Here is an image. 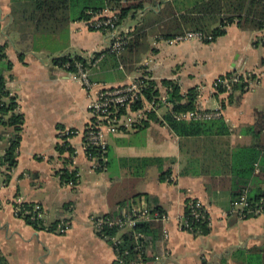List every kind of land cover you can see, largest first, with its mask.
<instances>
[{
    "label": "crops",
    "instance_id": "1",
    "mask_svg": "<svg viewBox=\"0 0 264 264\" xmlns=\"http://www.w3.org/2000/svg\"><path fill=\"white\" fill-rule=\"evenodd\" d=\"M157 2L146 3L119 25L121 35L137 37L138 47L144 44L141 53L136 46L126 51L135 56L128 62L125 51L116 58L94 57L109 51L111 41L109 34L89 29L86 22L69 25L67 47L61 53L34 52L12 27V0H0V46L11 63L3 77L15 99L14 113L23 117L16 166L11 171L0 166V255L8 264H114V251L100 238L95 220L135 192L144 196L140 203L151 202V207L165 212L158 248L149 251L154 260L146 264H264V214L240 219L231 211L237 185H248L246 193L264 192V177L258 176L264 172V134L258 138L257 161L246 182L235 175L241 167L234 159L238 150L254 146L247 129L255 122V112L264 111V30H242L233 24L210 43L173 44L163 39V23L153 24L163 8ZM64 54L100 60L89 69L96 90L85 91L52 64ZM228 73L250 83L239 100L238 90L216 94L214 82ZM142 76L156 84L160 101L166 97L163 80L176 83L181 94L196 88V111L217 112L219 117L212 121L222 120L228 134L177 137L161 123L171 106L161 102L163 106L152 109L144 102L141 109H129L115 120L116 133L106 129L109 165L101 172L83 149V132L92 121L89 106L100 88L122 87ZM150 108L160 123L146 115ZM61 131L74 134L67 138L73 150L69 165V155L56 151ZM7 148L6 135L0 142V161ZM147 158L161 159V170L153 166L135 177V165L129 161ZM66 167L78 174L75 189L61 185L56 175ZM167 171L169 178L161 181ZM18 200L40 205L45 227L67 221L69 230L59 234L34 229L15 216ZM189 200L199 202L208 214L205 236L179 229Z\"/></svg>",
    "mask_w": 264,
    "mask_h": 264
},
{
    "label": "trees",
    "instance_id": "2",
    "mask_svg": "<svg viewBox=\"0 0 264 264\" xmlns=\"http://www.w3.org/2000/svg\"><path fill=\"white\" fill-rule=\"evenodd\" d=\"M157 0H12V27L18 32L20 42H28L29 48L34 52H48L50 55L61 53L66 49L68 40L69 25L77 22H87L93 17L100 16L106 11H110L116 18V26L119 25L130 15H135L138 11L144 9V5L156 4ZM158 3V2H157ZM163 5L156 20L153 22H161L164 25L163 35L165 41H170L176 37L183 36L186 31L201 33L203 43H210L216 38L225 34L226 27L236 24L242 30H264V0H170ZM218 24L217 28H213ZM90 29V28H89ZM92 30V29H91ZM138 30H141L138 29ZM104 33V32H103ZM127 41V44L120 55L125 51L133 49L138 45L137 37L129 39L126 36L120 35ZM136 46L135 48H137ZM108 54L114 58L115 55L110 50L106 53H95L94 57ZM0 142L7 135L8 148L5 151V156L0 161V166H6L8 171H11L17 163V150L20 144V133L23 125V117L14 113L16 103L14 97L9 96V92L5 87L4 72L11 69V63L6 61V56L3 53V47L0 46ZM94 60H84L80 56H72L64 54L61 57L52 59V64L67 73H75L76 66L89 70L94 64ZM235 73H228L220 76L214 82L216 94H227L230 91H239L240 95L247 91L249 83L241 76L237 82L231 83V79ZM146 77V76H145ZM141 77L137 82L142 88V101L134 103L130 109H141L144 102L151 103L157 109L161 104L159 92L156 89V84ZM230 81L229 89L221 85V81ZM161 85L165 88L166 104L171 106V110L162 117V122L168 129L177 137L190 138L199 136H223L228 134V128L222 120H203V121H185L178 117L181 114L188 112H197L198 91L196 88L188 90L185 94H181L180 87L168 80H163ZM5 100V101H4ZM150 110L146 115L154 122L160 123L159 119ZM125 110H120L118 117L124 115ZM6 118V119H5ZM208 121V122H207ZM247 133L253 137L255 144L248 151L238 150L234 159L238 161V167H241L236 172L239 179L246 182L254 171V163L257 161L258 154L255 149H259L258 138L264 134V111L255 112V122L247 129ZM68 137H59L62 143L56 146L58 154L64 153L69 155L65 164H71L73 150L69 146ZM85 155L89 160H95L99 171L107 170L109 165L108 147L103 155L97 149H87ZM262 162L264 154L261 155ZM123 162V161H122ZM124 162H128L124 160ZM133 162L136 170L135 177H141L149 168L153 166L160 167L161 159L147 158L130 160ZM235 168V167H234ZM57 177L64 186H70L75 189L79 184V177L76 171H70L64 168L57 172ZM170 171L160 175V180L163 181L169 178ZM258 176L264 177V172ZM246 184L237 185L239 192L233 193L232 206L244 197L248 207L242 215V219H248L254 215L253 210L256 209L264 192L251 194L245 192L248 188ZM236 190V191H237ZM143 195L139 193H131L121 201L113 204L110 212L95 222L101 220L105 224L102 225V233H98L100 238L107 241L114 251L115 258L122 260L125 264H130L133 261L141 258L146 264L153 261V256L149 255V251H153L157 247L161 239L162 224L165 218V212L160 207H151L149 204L145 206L150 216L146 220H137L133 226L118 225L119 222H124L125 219L134 220V209H137L141 204ZM148 200V199H147ZM149 201V200H148ZM136 204L135 207L134 204ZM25 209L31 210L32 204L25 203ZM193 210L198 211L199 217L194 218L191 214ZM158 214L154 217L153 214ZM23 220L36 230H47L48 232H56L59 222L48 227L43 225L42 221H31L28 216ZM187 220L191 225V230H186L194 236H205L209 233V219L204 207L197 201H186L181 221ZM181 226V224H180ZM185 230V229H184ZM117 242L115 246L113 243ZM0 264H8L6 259L0 255ZM114 264H119L115 259Z\"/></svg>",
    "mask_w": 264,
    "mask_h": 264
},
{
    "label": "built area",
    "instance_id": "3",
    "mask_svg": "<svg viewBox=\"0 0 264 264\" xmlns=\"http://www.w3.org/2000/svg\"><path fill=\"white\" fill-rule=\"evenodd\" d=\"M88 28L94 31H100L109 34L110 37V51L114 53L115 56L120 55V53L125 48L127 41L123 39L119 33V30L116 26V18L114 14L108 15L103 13L100 16L93 17L90 21L86 22ZM203 36L201 33H185L183 36L176 37L173 40L168 42L173 44L183 43L190 40H202ZM100 60H94V65L97 66ZM69 76L76 80L81 87L87 92H93L97 89V85L91 80L90 78V71L82 68L80 65L76 66L75 73H68ZM239 75H235L231 79V83H235L238 80ZM244 78V77H243ZM245 79V78H244ZM246 82L248 80L245 79ZM221 85L228 88L230 87V81H221ZM250 86V83H249ZM12 97L11 95H9ZM142 88L137 82L130 83L128 85L118 87V88H100L97 90L95 94V99L89 106L90 115L92 121L85 127L83 132V149L86 151L87 149H97L101 154H105L107 151V131L110 133L117 132V126L115 120H118L117 114L120 110L128 111L130 107L138 102L142 101ZM162 103H166V97L161 100ZM151 108L154 109L155 107L151 104ZM150 108V110H151ZM1 115V114H0ZM219 115L217 112H209V111H197V112H188L185 114H181L178 118L180 120L185 121H203V120H212L218 118ZM74 135L70 131H61L60 137H69ZM199 203V202H198ZM25 203L20 202L19 200L13 206L15 216L19 218H24L28 216L31 221H42L45 216V212L40 205H32L31 210L25 209L23 206ZM200 204V203H199ZM146 205L141 203L137 209H134V220L125 219V221L119 222L118 225H127L133 226L137 220H146L150 214L148 213ZM248 205L245 202L244 197L240 198V201L232 206V213H236L240 219L243 218V214ZM239 209V210H237ZM246 210L245 212H248ZM254 215H261L264 214V197H262L253 212ZM194 218H198L199 214L198 211L193 210L191 212ZM154 217H158V214H153ZM137 219V220H136ZM104 221H97L95 222V228L98 233H102V225H104ZM181 224V226H180ZM179 229L181 231L191 230V225L188 223L187 220L179 222ZM185 229V230H184ZM69 230V225L67 221H61L57 225V232L59 234H64ZM167 232L163 233V238L166 239ZM117 242L113 243L115 246ZM118 260L119 264H125L122 260L115 258ZM130 264H145L141 258L138 260L131 262Z\"/></svg>",
    "mask_w": 264,
    "mask_h": 264
},
{
    "label": "rangeland",
    "instance_id": "4",
    "mask_svg": "<svg viewBox=\"0 0 264 264\" xmlns=\"http://www.w3.org/2000/svg\"><path fill=\"white\" fill-rule=\"evenodd\" d=\"M193 33L192 31H186L185 33ZM141 49V50H140ZM143 49H144V44H143V42H142V44H140L139 45V47H137V50L139 51V53H141V52H143ZM126 54V56H128V62H130V60L133 58V57H135L132 53H130V52H126L125 53ZM132 54V55H131ZM82 177H83V175H82ZM43 220H44V218H43ZM44 222V221H43Z\"/></svg>",
    "mask_w": 264,
    "mask_h": 264
}]
</instances>
